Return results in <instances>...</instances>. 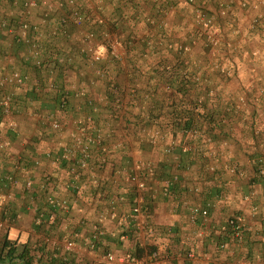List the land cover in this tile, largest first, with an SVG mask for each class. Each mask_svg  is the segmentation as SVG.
<instances>
[{"label": "crops", "instance_id": "1", "mask_svg": "<svg viewBox=\"0 0 264 264\" xmlns=\"http://www.w3.org/2000/svg\"><path fill=\"white\" fill-rule=\"evenodd\" d=\"M177 1L171 0L168 6L154 4L155 9L144 0H83L91 15L108 20L112 35L126 39V46L122 60L106 56L100 61L106 76L105 71L97 75L94 66L77 56L67 63L63 80L57 79L69 91L66 110L56 108L55 93L32 90L36 78L32 61L26 59L28 49L14 43L10 35H0V78L13 69L27 75L24 84L7 86L15 96V127L0 122V142L6 144L1 148L8 156L0 167V179L12 173L17 181L5 188L12 193L7 207L12 216L10 237L16 244L41 243L54 255L51 240L60 244L71 238L87 245L92 225L99 223L103 233L95 237L97 250L84 251L81 257L67 253L70 264H91L95 256L109 250L137 256L158 250L169 264H242L243 257L251 264H264V174L255 173L254 162L262 156L264 164V20L254 26L250 23L252 16L264 11V0H247L246 7L234 0L227 16L218 14L219 0H207L221 40L212 47L196 24L193 9ZM54 14L58 16L59 11ZM32 17L37 18V11ZM71 30L69 39L56 43L57 51L60 45L68 51L80 42L84 48L92 45L81 40L80 29ZM40 43L44 54L48 44L43 39ZM180 44L187 50L181 51ZM219 66H226L229 73L221 72ZM44 69L41 73L48 81L55 70L48 75ZM57 72L62 75L61 70ZM133 86L137 87L134 94ZM106 92H110L109 100ZM174 99L201 100L205 116H213L216 122L173 126L168 107ZM88 103L98 111L93 112ZM46 111L61 121L62 132H44L49 119ZM87 117L102 131L107 150L93 147L90 168L79 180L86 186L76 191L71 186V164L56 158ZM152 135H157L155 142L150 141ZM171 142L174 147L168 152ZM187 144L191 149L184 151ZM209 150L213 155H208ZM136 161L151 162L155 174L145 190L147 214L133 220L136 191L126 175ZM228 167H237L243 175ZM93 176L98 178L97 186L91 183ZM173 176L177 180L164 187L163 181ZM28 180L31 188L25 186ZM49 193L65 199L68 207L58 211L54 226L44 227L35 217L38 208L48 209ZM192 205L207 207L208 215L192 222ZM236 213L249 226L245 241L229 242L220 249L221 230ZM137 223L146 228L138 231ZM55 250L59 256L65 254ZM56 260L42 257L46 264Z\"/></svg>", "mask_w": 264, "mask_h": 264}, {"label": "built area", "instance_id": "2", "mask_svg": "<svg viewBox=\"0 0 264 264\" xmlns=\"http://www.w3.org/2000/svg\"><path fill=\"white\" fill-rule=\"evenodd\" d=\"M15 2H21L26 9V13L30 11V9L37 7L39 2L45 8V16L49 15V12L53 9V7L61 6L63 2L56 1L53 3L52 0H14ZM154 2H160L161 0H151ZM189 4L193 8L194 19L196 24L202 29V33L205 36V42L208 46H217L220 44L221 40L216 30V16L214 14H210L204 8V2L207 0H178ZM65 3L68 5L69 15L68 19L75 25L78 29L81 30L84 17L80 14V10L76 5V0H67ZM247 0H240L239 5L241 7L247 6ZM234 4V0H219L218 5V14L220 16H227L232 10ZM261 10V9H260ZM264 20V11L259 12L257 15L252 16L250 19L251 25H257L263 22ZM100 23L103 22V19L100 18ZM5 22L2 24L4 25ZM28 23L24 20V16L20 18L19 22V34L23 39L28 40ZM10 32H13L9 29ZM81 40L85 43H92V45L88 48L86 47V51L89 53V64L93 65L96 62L102 61L105 58L107 53L108 57L112 60L120 61L124 58L125 46L122 39L116 35H112L108 37L105 43L100 42V44H96V30L92 29L89 31H82ZM95 41V44L94 42ZM38 46V43H33L32 47L35 48ZM84 48V47H83ZM178 48L181 51H186L187 46L178 45ZM220 67V66H219ZM219 69V68H218ZM223 73H229L227 71V67H220L219 69ZM95 73L99 76L104 75V70L101 68H95ZM26 81V76L20 73L18 70H11L9 73L3 75L0 78V110H1V119L7 123L8 128H14L16 125V121L13 114V103L15 100V96L13 91L7 89L9 85H22ZM137 87L133 86L130 88L132 94L136 93ZM147 96V95H145ZM200 101V100H199ZM123 103V102H122ZM118 102V105L122 106ZM94 111L97 110L96 107H93ZM229 110V109H227ZM89 116V115H88ZM48 119V124L45 128V133L49 130L55 132H62L63 126L61 121L56 118L53 114H50ZM189 133H194L193 130L187 131ZM72 142L71 144L65 143L62 145V153L57 156L56 161H68L71 166L69 167L70 174L72 175V188L76 191H79L81 188L85 187L84 183L80 184L79 180L81 178L82 172L86 169H89V159L92 156L93 147H99L102 151H106L107 149L103 145V133L102 131L95 125L93 119L91 117H87L84 122L78 123L76 132H71L70 134ZM157 139V135H152L150 138L151 142H155ZM5 142H1L0 147H5ZM173 143H169L166 150L168 152H172ZM191 147L187 144L183 147L184 151L190 150ZM208 155H213V151L209 150ZM255 162V173L258 175L264 174V164L262 156L256 158ZM133 171L126 175V179L128 182L133 184L134 190L136 191L135 196L133 198L132 204V219L137 220L139 214L146 215L147 214V206H146V197L145 190L147 188L148 179L154 177L155 168L151 162H143L136 161L133 165ZM214 168L211 167V170ZM228 170L233 173H237L243 175V171L239 170L237 167H228ZM177 180V176H173L171 178L165 179L164 187H170ZM1 188H4V191H0V246L2 245V237L6 235L7 239L10 241H14L10 237V230L12 225V216L8 213L7 204L12 198V193L9 191H5V188L8 184H15L16 178L12 173H6L0 179ZM91 183L97 186L98 178L93 176L91 178ZM26 188H31L32 181L28 180L25 183ZM48 205V209H37L38 213L36 214L35 221L38 225L44 227H52L56 224V219L58 216V211L65 210L68 207L67 201L65 199L59 198L53 193H49L46 196L45 200ZM208 215L207 207H201L199 205H192L189 209V216L192 222H196L198 217L205 218ZM139 229L146 228L144 223H137ZM136 230V232H137ZM151 232L153 229L148 228ZM249 230V226L245 220V217L241 213H236L228 217L225 225L221 230V234L224 237L217 242V247L220 249H225L229 242L231 243H243L245 241L247 232ZM92 236L88 241L87 245H82V243L78 242L75 239H64L62 243H58L55 240L50 241V245L55 251L53 257L57 260L55 264H70V258L67 253H76L81 254L84 251H95L97 250L96 245L97 242L95 237L100 236L103 233V228L99 223H94L92 225ZM55 249H61L65 254L59 256V253L56 252ZM193 256V254H191ZM37 258H34L36 261ZM45 262V261H44ZM242 264H251V262L243 257L241 260ZM10 264V263H8ZM46 264V262H45ZM91 264H169L168 257L162 254L158 250H150L146 256H137L133 253H116L112 250L104 251L99 253V255L95 256Z\"/></svg>", "mask_w": 264, "mask_h": 264}, {"label": "trees", "instance_id": "3", "mask_svg": "<svg viewBox=\"0 0 264 264\" xmlns=\"http://www.w3.org/2000/svg\"><path fill=\"white\" fill-rule=\"evenodd\" d=\"M0 1L3 2V4L6 2L5 6L0 9V35H10L14 43L18 44L19 46L26 47L28 49L30 55H27L26 59L32 61L31 65L33 67V72L36 78L32 90L34 91L37 90L38 93L39 91L40 92L47 91V92L55 93L54 98L57 100L55 101L56 108L59 110H66V108L68 107L67 97L69 96V91L66 90L65 87L63 86L65 82L59 83L57 79L61 78V80H63L64 77L62 74V69H64L65 66L68 67L67 63L72 62L74 56L81 58L82 60H84L86 63L89 64V57H88L89 53L86 51L85 48H83L82 42H80L78 46L76 45L75 49L69 51L67 50V48L63 47L62 45L59 46L60 48L58 47V51L55 47L57 42L59 43L60 41H64L70 38L72 34L71 32L72 28L75 30L74 31L75 33L78 32V28L75 25H73V23L68 19L70 9H68V5L65 3V1L67 0L62 1L64 5L61 9H57L58 6L57 8L53 7V9L49 12L48 16L44 15L45 8L42 6L40 2L37 7L30 9V11L26 13V9H24V6L21 4V2H15L14 0H0ZM52 1L53 3H56V1L58 2L60 0H52ZM125 1L132 2V0H125ZM144 1L152 5L153 7L154 4H160V6L162 5L168 6V4H171V0H161L160 3L151 0H144ZM76 5L80 10V14L84 17L83 25L90 26L89 27L90 29H87L86 31L96 29L97 30L96 39L99 40L100 38H102L101 35L98 36L101 33L97 34V32H100V30H98V27H100L103 24V22L100 23L98 21L100 18H102L103 21L109 25L108 20L104 19L102 16L95 17V15H91L92 13L88 12V8L83 3V0H76ZM54 10L59 11L58 16H55L56 13L54 14ZM34 11H37V18L35 20L32 17ZM86 13L87 15L89 14L88 15L89 17L87 18L85 17ZM22 16H24V20L29 25L28 36H27L28 40L21 38L19 34V22ZM4 22L5 24L2 25ZM9 29H11L13 32H10ZM42 39L45 40L46 44H48V46L46 47L48 50L46 49L44 54L41 53L43 50L42 44L40 43ZM129 40L130 41H128V44L129 42H131V39ZM34 41L35 43H38V46L35 48L32 47ZM122 41L124 43V46H126V39H122ZM171 45L172 43L167 44V46L169 47H171ZM71 51L73 52L74 55H71L72 53ZM67 53L70 54L67 55ZM22 57L24 58V55H22ZM92 66H94L95 68L103 69L105 71V76H106L107 72L103 68V66H100V62H96ZM42 68H45L44 69L45 73L48 75H50L51 72L53 73V71L55 70L52 78H50L51 76L47 78L48 81H45L43 79L44 75L41 73ZM58 70H61L62 75L58 74L57 72ZM21 71L19 72L22 73ZM181 74L184 76V78L189 77L186 73H181ZM24 75L26 76L27 79V75L26 74ZM111 85L112 84H110V86ZM111 88L114 89V85H112ZM105 98H107V100L110 99V92H108V94L106 92ZM89 106L91 107L90 104ZM106 108L109 110L111 109V106L108 105L106 106ZM170 108H171L170 121L172 122L173 126L176 127L185 128V127H190L192 125H198L200 123L201 125H203L204 123L207 124L211 123V125H213L212 122H216L213 116H210L209 118L205 116L206 114L204 111L205 107L202 101L201 100L199 101L198 99L189 101L188 103L174 99V101H172L169 104L168 109L170 110ZM91 109L93 110L92 107ZM97 111L98 108L96 111L93 112H97ZM112 112H114V110ZM47 113L48 115H50L53 112L48 111ZM1 121L2 119H1V110H0V122ZM7 157L8 156L5 154V149L0 147V167L4 162V159H6ZM0 187H1V182H0ZM2 240H3L2 245L0 246V264H8V263L45 264V262L42 261V257L44 255L45 257H47V259L50 258L52 259L53 256L52 252L47 248L46 245H43L41 243L35 245L27 244V243L18 245V243L16 244L15 241L13 240L10 241L9 239H7L6 235L2 237ZM46 249L48 250V252H46ZM34 258H37V260L34 261Z\"/></svg>", "mask_w": 264, "mask_h": 264}, {"label": "rangeland", "instance_id": "4", "mask_svg": "<svg viewBox=\"0 0 264 264\" xmlns=\"http://www.w3.org/2000/svg\"><path fill=\"white\" fill-rule=\"evenodd\" d=\"M62 1H65V0H61L60 2H62ZM178 2V1H177ZM177 2H176V4H177ZM178 3H180V4H183V6H188V7H190V8H192V6L191 5H189V4H186V3H184V2H178ZM5 4H6V2L3 4V2H1L0 3V9L2 8V7H4L5 6ZM176 4H172L173 6H175V7H177V5ZM63 5L64 4H62L61 6H58V8H57V6L55 7V8H57V9H61L62 7H63ZM169 5V4H168ZM204 8H205V10L207 11V12H209L210 11V7H209V1H205L204 2ZM212 8V7H211ZM182 9H184V8H182ZM193 9V8H192ZM211 12V11H210ZM86 16V18H87V13L85 14ZM88 20V19H87ZM106 24L107 23H105L104 21H103V24L100 26V27H98V30H100V33L101 34H99V32H97V34H99L98 36H102V40L101 39H99L102 43H105V41L108 39V37H110L111 35H112V29L111 28H109L108 29V26H106ZM89 25V24H88ZM90 26H82V28H81V30H80V32L81 31H86L87 29H90L89 28ZM105 27V28H104ZM217 27V26H216ZM96 30V29H95ZM97 31V30H96ZM82 34V33H81ZM114 34V33H113ZM106 56H108L107 55V53H106V55H105V57ZM117 106H120V105H118V103L116 104ZM18 236H20V232H18V234H17Z\"/></svg>", "mask_w": 264, "mask_h": 264}]
</instances>
